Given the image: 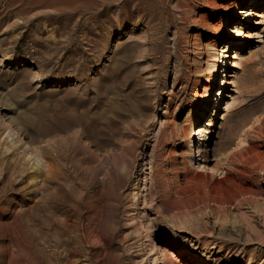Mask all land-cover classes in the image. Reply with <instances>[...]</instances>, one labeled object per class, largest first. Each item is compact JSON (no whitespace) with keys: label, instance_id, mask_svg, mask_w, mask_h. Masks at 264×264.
Here are the masks:
<instances>
[{"label":"rangeland","instance_id":"1","mask_svg":"<svg viewBox=\"0 0 264 264\" xmlns=\"http://www.w3.org/2000/svg\"><path fill=\"white\" fill-rule=\"evenodd\" d=\"M53 174L49 264H264V0H0V264H47Z\"/></svg>","mask_w":264,"mask_h":264},{"label":"bare ground","instance_id":"2","mask_svg":"<svg viewBox=\"0 0 264 264\" xmlns=\"http://www.w3.org/2000/svg\"><path fill=\"white\" fill-rule=\"evenodd\" d=\"M223 47H225V46H223ZM223 51H225V50H223ZM213 71H216L215 66L213 67V70L212 69L209 70V75H208V79H207L209 83L207 86V92H206L205 100H207V98L209 96V90L211 88V83L213 82V79H214ZM224 82H225V80H223V83ZM204 102H206V101H204ZM204 102H202L200 104L201 109H204V107H205ZM209 129H207V131H208L207 133L211 132V130H209ZM45 132L47 133L48 131L44 130L42 133H45ZM51 146L53 147V145H51ZM56 152H57V149H56ZM58 156H59V154H58ZM53 157H54V155H53ZM62 159H64V158H62ZM39 165L40 164H39L38 160H35L34 162H32L30 164V166L32 167V171H33V174L31 176V180H34V179L36 180V178L40 174V171L37 169V168H39ZM65 172H67V171H65ZM15 174L20 176L22 174V171L21 170L17 171L16 169H13L7 178V184H10L13 181ZM51 177L52 178H49V179L44 178L42 180L41 194H40L38 200L36 201V203L30 207L33 211L35 210V211H41L42 212L43 228H44V232L46 235L45 239L43 240V247L42 248H44L45 260H46L47 264H49V262H51V261H54L55 263L67 262L70 259L71 254L75 255V253L79 252V250L81 249L79 236L77 233H75V230L77 229L75 222L73 221L72 224L67 225L63 219L57 218V215L63 214V207L65 204V201H64L65 198L69 197L70 195L72 196V194L70 193V190L68 188H65L63 183L57 179L56 174L51 175ZM27 182H29V181H27ZM135 185H136V183H134V187H135ZM22 189H23V187H22ZM86 204H88V203H86ZM88 206L90 207V204H88ZM69 207H71V206H69ZM73 207H74V205H73ZM186 228L187 227L184 226V229H186ZM49 231H51V233L48 234L47 232H49ZM167 263H170V261H168Z\"/></svg>","mask_w":264,"mask_h":264}]
</instances>
